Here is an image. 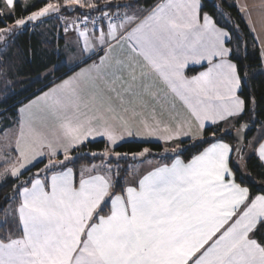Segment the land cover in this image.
Here are the masks:
<instances>
[{
    "label": "snow or ice",
    "instance_id": "obj_1",
    "mask_svg": "<svg viewBox=\"0 0 264 264\" xmlns=\"http://www.w3.org/2000/svg\"><path fill=\"white\" fill-rule=\"evenodd\" d=\"M18 2L0 0V49L56 19L76 64L20 109L15 154L11 142L0 144V181L13 180L0 205V264H264V190L253 195L237 181L250 155L264 168V123L255 125L246 56L203 0L148 9L134 0H46L5 23ZM260 62L264 70V46ZM158 84L185 113L165 105ZM126 137L161 142V160L171 162L153 163L144 148L130 155L148 167L122 176L129 154L115 149ZM96 138L104 150L85 152ZM188 141L208 146L185 162Z\"/></svg>",
    "mask_w": 264,
    "mask_h": 264
},
{
    "label": "trees",
    "instance_id": "obj_2",
    "mask_svg": "<svg viewBox=\"0 0 264 264\" xmlns=\"http://www.w3.org/2000/svg\"><path fill=\"white\" fill-rule=\"evenodd\" d=\"M159 1L134 0V3L146 8H152ZM45 2L46 0L30 1L34 7H31L28 11L22 9L23 2H18L15 16L8 18L5 23L11 24L15 18L26 16L31 10H38L43 7ZM203 3L205 5L204 11L211 14L219 25L229 30L232 36L231 46L237 47L239 45L241 57L246 56L244 64L249 66V74L252 77L248 84L256 95L258 104L255 115V125L258 128L260 123H264V70H262L260 49L257 42L239 10L229 0H203ZM81 11L84 10H78L75 14L79 15ZM66 15L70 14L66 12ZM63 33L60 21L51 19L46 24L35 29L31 26L24 28L14 42H9L10 49H7L8 51L6 50L7 52L5 51L6 53L0 57V71H3L5 76L11 81V89H8L10 92L7 94L5 102L0 105V118L7 113L15 117L21 104L26 103L37 92L72 73L69 71L70 67L66 65L58 66L63 59L62 55L57 52L58 48L65 43L62 38ZM195 71L192 70L190 72ZM247 93L248 89H245V94ZM244 120H248V116H245ZM225 139L229 143H235L227 135ZM106 144L103 140L89 143L84 151H103ZM207 146L202 141H197L195 146L188 141L183 145L184 151L181 154V159L187 162L192 156L201 151L203 147ZM144 148L150 149L151 155L149 157H156L163 163L171 162L168 159L161 160L164 145L160 143L126 142L117 146L115 150L120 153H138ZM168 155L170 156L171 154L169 153ZM96 162H100L99 157L96 158ZM39 167H43V164H40ZM76 167L78 168L79 165H76ZM247 170L248 174H245V176L248 179H244L237 172V181L240 182L242 180L244 185L250 188L253 195L260 194L264 190V183L261 182V177H264V168H261L260 161L256 156L250 155L248 157ZM35 171L36 168H33L32 172ZM27 175H30V173ZM27 175L24 177L25 179ZM12 185L13 180L11 178L0 182V205L4 204V197L11 194Z\"/></svg>",
    "mask_w": 264,
    "mask_h": 264
},
{
    "label": "crops",
    "instance_id": "obj_3",
    "mask_svg": "<svg viewBox=\"0 0 264 264\" xmlns=\"http://www.w3.org/2000/svg\"><path fill=\"white\" fill-rule=\"evenodd\" d=\"M30 1H34V0H30ZM121 1L127 2V0H121ZM229 1L239 10V12L242 15L243 19L245 20L247 26L249 27L252 35L254 36V39L256 40L259 49L261 50V47L264 46V0H229ZM19 2H23V0H19ZM166 2H167V0H161L157 4H162V3H166ZM241 5L246 6V13L240 11ZM135 6L139 7L140 9H148L144 6L137 5V4H135ZM68 36L70 38H74V33L69 32ZM62 38H63V41L65 42L64 33H63ZM64 45H65V43H64ZM98 62H99V57L96 56L92 60H89L87 64H81V66H85V65L87 66L90 63L94 64V63H98ZM75 64L72 67H75ZM206 66L207 65H205L204 67H206ZM84 68H86V67H84ZM202 70H204V68L198 67L195 72H190V71H192V69H189V70H187L186 74L188 76H192V75L197 74V71H202ZM154 80H155V78H153V81ZM153 81H149V83H152ZM157 91H159V96L164 101L166 106H171L174 103L175 104V110L177 112L185 113V108H184L182 101L178 97H174L168 91V89L166 87L158 84ZM134 138L139 139L137 137H134ZM104 141L107 142L106 140H104ZM139 141L143 142V143H160V144H162L161 142L156 141L155 139H152L150 141L139 139ZM149 158L154 160L153 163L160 162L159 161L160 159H158L156 157H149ZM96 163H100V162H96ZM16 235H19V233Z\"/></svg>",
    "mask_w": 264,
    "mask_h": 264
},
{
    "label": "rangeland",
    "instance_id": "obj_4",
    "mask_svg": "<svg viewBox=\"0 0 264 264\" xmlns=\"http://www.w3.org/2000/svg\"><path fill=\"white\" fill-rule=\"evenodd\" d=\"M161 1V0H160ZM120 2H122L120 0ZM64 15H66V12L64 13ZM77 15V14H75ZM66 16H69V15H66ZM60 27H63L60 23ZM10 45V43H9ZM10 49L9 47L7 48H3V49H0V57L2 55H4L8 50ZM7 50V51H6ZM6 51V52H5ZM58 54L59 55H62V62L58 64V66H61V65H66L68 67H72L76 61L75 60H68L67 56H66V53H65V45L62 46V47H59L58 48ZM88 65H91L88 64ZM87 65V66H88ZM86 65L85 66H81L79 68H76V71H80L81 68H84V67H87ZM74 73H70L69 75H72ZM59 81L55 82V83H59ZM54 83V84H55ZM54 84L50 85L49 87L37 92V94H34L32 96V98H30L26 103H23L19 106V108L17 109V115L14 117L13 115L7 113L5 114V116H2L0 118V132H3L4 130H8L7 131V137H3V136H0V144L2 143H6V142H11L12 145H13V155L15 154L14 153V143H15V136H16V133L18 132V129H19V120L21 119V114H20V109L25 107V105H28L32 100L36 99L38 96L42 95L43 92L45 91H48L50 88H52L54 86ZM11 89V81L7 78V76H5V74L3 73V71H0V105L3 104L5 102V99H6V96L7 94H9V90ZM103 140L102 138H96V140L90 142V143H95L97 141H101ZM104 141V140H103ZM134 141H139V139H136L134 137H126L124 141H122L120 144H118L117 146L121 145V144H124L126 142H134ZM140 142V141H139ZM107 143V142H106ZM89 144V143H88ZM90 152H97V151H90ZM88 151V153H90ZM99 152H102V151H99ZM97 152V153H99ZM123 154V153H122ZM129 156L128 158L126 159V162H124V160H121L119 162L120 164V169H121V175L123 176L124 175V170L130 166H134L135 168H137L139 171H143L148 165H144L143 167H141L140 163L138 160H133L131 158V155L132 153H128ZM148 159H150L148 157ZM113 160H115V158H113ZM130 160V161H129ZM153 162L154 160L151 159ZM115 163V162H114ZM3 164V161H0V165ZM2 170V169H0ZM10 178V177H9ZM130 178V177H129ZM3 181V180H2ZM1 182V181H0Z\"/></svg>",
    "mask_w": 264,
    "mask_h": 264
},
{
    "label": "water",
    "instance_id": "obj_5",
    "mask_svg": "<svg viewBox=\"0 0 264 264\" xmlns=\"http://www.w3.org/2000/svg\"><path fill=\"white\" fill-rule=\"evenodd\" d=\"M242 176H243L244 179H248L247 176H245V175H242Z\"/></svg>",
    "mask_w": 264,
    "mask_h": 264
},
{
    "label": "built area",
    "instance_id": "obj_6",
    "mask_svg": "<svg viewBox=\"0 0 264 264\" xmlns=\"http://www.w3.org/2000/svg\"><path fill=\"white\" fill-rule=\"evenodd\" d=\"M97 15H99V14H97Z\"/></svg>",
    "mask_w": 264,
    "mask_h": 264
}]
</instances>
